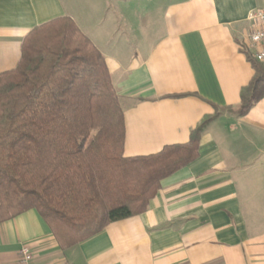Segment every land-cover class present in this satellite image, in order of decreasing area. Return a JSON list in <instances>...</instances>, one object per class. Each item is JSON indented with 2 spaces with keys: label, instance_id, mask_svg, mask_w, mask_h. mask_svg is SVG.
I'll return each instance as SVG.
<instances>
[{
  "label": "crops",
  "instance_id": "crops-1",
  "mask_svg": "<svg viewBox=\"0 0 264 264\" xmlns=\"http://www.w3.org/2000/svg\"><path fill=\"white\" fill-rule=\"evenodd\" d=\"M264 0H0V72L35 26L67 16L105 58L123 109L125 156L188 141L254 75L241 51ZM198 157L161 181L145 212L59 248L35 209L0 223V264H264V94L209 122Z\"/></svg>",
  "mask_w": 264,
  "mask_h": 264
},
{
  "label": "trees",
  "instance_id": "trees-1",
  "mask_svg": "<svg viewBox=\"0 0 264 264\" xmlns=\"http://www.w3.org/2000/svg\"><path fill=\"white\" fill-rule=\"evenodd\" d=\"M240 49L254 75L236 106H215L185 143L125 156L104 56L67 16L32 28L17 65L0 72V223L35 209L65 250L145 212L161 181L198 157L209 122L243 116L262 98L264 63Z\"/></svg>",
  "mask_w": 264,
  "mask_h": 264
},
{
  "label": "built area",
  "instance_id": "built-area-1",
  "mask_svg": "<svg viewBox=\"0 0 264 264\" xmlns=\"http://www.w3.org/2000/svg\"><path fill=\"white\" fill-rule=\"evenodd\" d=\"M247 21L251 25V31L244 45L257 62L264 63V7L255 8L249 12ZM19 258L20 264H33L29 246L20 247Z\"/></svg>",
  "mask_w": 264,
  "mask_h": 264
}]
</instances>
